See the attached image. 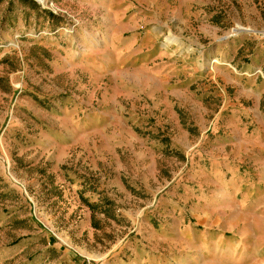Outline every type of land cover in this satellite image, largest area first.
Here are the masks:
<instances>
[{
  "label": "rangeland",
  "instance_id": "rangeland-1",
  "mask_svg": "<svg viewBox=\"0 0 264 264\" xmlns=\"http://www.w3.org/2000/svg\"><path fill=\"white\" fill-rule=\"evenodd\" d=\"M0 264H264V0H0Z\"/></svg>",
  "mask_w": 264,
  "mask_h": 264
},
{
  "label": "crops",
  "instance_id": "crops-1",
  "mask_svg": "<svg viewBox=\"0 0 264 264\" xmlns=\"http://www.w3.org/2000/svg\"><path fill=\"white\" fill-rule=\"evenodd\" d=\"M54 19H56L55 16H54V15H51V14L49 13V17L47 16V22H48V24L54 22Z\"/></svg>",
  "mask_w": 264,
  "mask_h": 264
},
{
  "label": "bare ground",
  "instance_id": "bare-ground-1",
  "mask_svg": "<svg viewBox=\"0 0 264 264\" xmlns=\"http://www.w3.org/2000/svg\"><path fill=\"white\" fill-rule=\"evenodd\" d=\"M39 2H41L43 5L47 3V0H38Z\"/></svg>",
  "mask_w": 264,
  "mask_h": 264
}]
</instances>
